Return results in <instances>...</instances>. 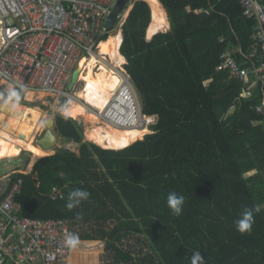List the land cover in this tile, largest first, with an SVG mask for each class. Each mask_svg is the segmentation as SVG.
I'll list each match as a JSON object with an SVG mask.
<instances>
[{"label":"trees","instance_id":"1","mask_svg":"<svg viewBox=\"0 0 264 264\" xmlns=\"http://www.w3.org/2000/svg\"><path fill=\"white\" fill-rule=\"evenodd\" d=\"M158 1L162 14L148 0H134L119 31L143 113L157 117L143 139L104 148L84 140L81 123L59 114L56 132L79 152L48 155L32 149L33 135L26 143L20 133L22 104L12 110L0 98V159L6 151L13 156L16 145L33 154L29 173L13 174L23 181L17 211L69 220V233L80 238L69 264H191L197 250L205 264H264V89L218 69L227 48L246 62L257 21L244 16L239 0ZM158 14L164 27L150 33ZM54 187L62 197L52 198ZM76 188L91 195L69 211L67 195ZM171 192L185 197L180 216L167 205ZM255 205L261 211L252 232L241 234L234 222Z\"/></svg>","mask_w":264,"mask_h":264},{"label":"built area","instance_id":"2","mask_svg":"<svg viewBox=\"0 0 264 264\" xmlns=\"http://www.w3.org/2000/svg\"><path fill=\"white\" fill-rule=\"evenodd\" d=\"M118 1L0 0V93L7 95L9 87L24 94L46 92L56 97L58 103L63 100L59 108L69 98L82 103L77 88L84 84L80 76L86 72V66L80 67L81 61L95 58L94 70L107 64L119 71L132 103L122 102L118 91L104 110H95L101 119L121 128L150 126L140 101L131 91L135 87L125 69L127 62L117 66L100 49L103 38L108 39L120 30L117 26L123 23L134 0H128L124 11L117 15V22L110 26V16ZM239 3L244 16L257 21L252 35L254 47L243 63L237 60L232 48H227L218 69L227 71L231 80L247 81L251 77L264 89V0ZM77 68L79 76L72 85ZM83 104L91 109L86 102ZM258 111H264V94ZM22 183L21 178L14 181L12 173L0 176V208L7 205L0 211V264H69L70 248L65 244L69 220L21 216L15 196ZM62 195L61 189L53 188V199Z\"/></svg>","mask_w":264,"mask_h":264},{"label":"bare ground","instance_id":"3","mask_svg":"<svg viewBox=\"0 0 264 264\" xmlns=\"http://www.w3.org/2000/svg\"><path fill=\"white\" fill-rule=\"evenodd\" d=\"M148 2L154 11H157L160 14L163 13L158 0H148ZM157 17V25L151 28L150 33L162 30L164 27V22L161 20L159 14ZM121 42L122 37L118 30L115 34H111L107 40L102 41L100 46L101 52L106 54L108 58L112 60V62L117 66L127 62L126 58L120 51ZM94 62L95 58H85L81 61L80 67L85 65L86 72L80 76L82 81H84V84L82 89L78 90V95L80 98L84 100L88 106H91V109L81 102L73 101L72 108L75 112V116L73 118L81 120L85 127L88 124V120L91 121V129L88 131L87 128L86 132V137L89 140L94 141L98 145H101L105 148H125L131 145L134 141L143 139L146 134L149 132L151 133L152 131L147 125L142 127L121 128L101 119L95 110H104V108L118 91H121L120 100L127 103L128 105H131V93L125 82V79L117 69L103 64L100 69L94 70ZM26 94L28 100L30 101H42L43 104L48 105L51 108L54 106L48 103L46 100V97L48 96V93L46 92L29 91L26 92ZM37 107L40 108L39 106ZM43 117L44 114L40 117L35 133L40 130ZM145 118L148 119V122L153 120V116H145ZM30 145L35 149H43L41 146L35 145L33 141H31Z\"/></svg>","mask_w":264,"mask_h":264},{"label":"rangeland","instance_id":"4","mask_svg":"<svg viewBox=\"0 0 264 264\" xmlns=\"http://www.w3.org/2000/svg\"><path fill=\"white\" fill-rule=\"evenodd\" d=\"M131 8H132V6H129V8H128V11L126 12V14H125V16L123 17V23L126 21V19H127V17H128V14H129V12H130V10H131ZM167 21H168V19H167ZM122 23V22H121ZM120 23V24H121ZM122 23V24H123ZM119 24V25H120ZM122 24L119 26H117V27H119L118 29H120L119 31H121L122 32ZM168 27H170V24H169V21H168ZM116 31V30H115ZM148 38V37H147ZM102 43V42H101ZM121 44H122V42H121ZM101 46V45H100ZM105 65H107V64H105ZM108 66V65H107ZM250 82H252V84H253V86H255V82H254V80L253 79H251L250 78ZM82 89V84H81V86L79 85V87L77 88V93H78V90H81ZM132 91V93H133V95H134V97H135V99L136 100H139L140 101V103H141V105H142V102H141V98H140V96H139V94H138V92H137V90H135V88L133 89V90H131ZM0 95H1V99H3V98H5L6 97V95L4 94V93H0ZM46 100L48 101V103H50L51 105H54L53 106V108H51V107H49L48 105H45V104H43L42 103V101L41 102H35V101H30V100H28L27 98H26V95L24 96V102L23 103H21L22 105H21V109H23V110H21V112L22 113H24L25 114V121H23V127L21 128L22 129V131H20V133L21 134H25L24 135V140L26 141V143H29V141H30V139H31V136L33 135V143L35 144V145H39L38 144V140L44 135V133H45V131H46V129H47V126H46V121H47V119L48 118H56V116L57 115H59L60 114V111H59V109L60 108H58V102H57V99H56V97H54V96H51V95H48L47 97H46ZM83 102H85L84 100H82V103ZM35 105H37V106H39L42 110H37L36 108H35ZM34 112H36V113H34ZM41 113H43L44 114V117H43V120H42V125H41V128H40V130H38L36 133H35V127H36V125H37V120H38V118H39V114H41ZM42 114V115H43ZM147 116V115H146ZM10 119L12 120L13 119V116H12V114H10ZM148 117V116H147ZM153 118H154V120H152V121H150L149 122V124L151 123V125L150 126H148L150 129H151V127H152V125L153 124H155L156 122H157V117L156 116H153ZM73 119H75V118H73ZM76 121H78L79 123H81L82 125H83V127H84V140H86V141H91V140H89L87 137H86V135H85V129H87L88 128V131L91 129V126H92V124L90 123L91 121H89L88 120V124H87V126L85 127V125H84V123L81 121V120H77V119H75ZM12 122L13 121H11L10 122V124H11V128H12ZM146 125H148V124H146ZM15 129H16V125H15V127L14 128H12L11 129V131H12V133H15ZM152 131V130H151ZM35 133V134H34ZM150 133V132H149ZM148 133V134H149ZM152 133V132H151ZM141 140V139H140ZM92 142H94V141H92ZM101 146V145H100ZM103 147V146H102ZM59 148H67V149H71V150H73V151H75V152H79V148H80V145L79 144H77V143H75L74 141H72V140H68V139H64V138H59V142H58V144L54 147V148H52V149H49V150H44V149H40V148H37V149H39V150H42V151H47V152H50L51 151V154H48V155H52V154H55L56 153V151H57V149H59ZM105 148V147H104ZM33 150H36L35 148H32ZM25 152H30L28 149H27V147L26 146H21V145H16V147H15V152H14V155H13V157L12 156H8V157H11V158H4V159H1L0 160V173L1 174H3L2 172H4L5 174L6 173H9V172H11V171H9L11 168H13V169H16V168H20V170L19 171H17V172H23L24 171V169H23V162H24V153ZM5 155V154H4ZM48 155H46V156H48ZM32 156H33V154H32ZM6 169L8 170L7 172H6Z\"/></svg>","mask_w":264,"mask_h":264},{"label":"clouds","instance_id":"5","mask_svg":"<svg viewBox=\"0 0 264 264\" xmlns=\"http://www.w3.org/2000/svg\"><path fill=\"white\" fill-rule=\"evenodd\" d=\"M22 100V90H18L13 87H9L7 95L3 98V105L9 107L12 110H18ZM73 101L71 98L67 99L64 102V105L59 109L61 116L64 119H70L75 116V112L72 108ZM90 192L82 188H76L70 191L67 195V202L65 207L72 211L78 208L82 202L86 201L90 197ZM185 203V197L183 195H178L176 192H171L167 197V205L171 209V212L174 216H180L183 213V205ZM7 208V205H4L0 208V211H4ZM261 206L255 205L252 208L246 207L240 218L237 219L235 227L238 232L241 234H251L253 225L255 223V214L260 213ZM76 219H82V214L77 213ZM65 244L72 250H75L80 245V238L78 234L67 233L65 236ZM191 264H205V259L201 255L200 251H194L191 256Z\"/></svg>","mask_w":264,"mask_h":264},{"label":"water","instance_id":"6","mask_svg":"<svg viewBox=\"0 0 264 264\" xmlns=\"http://www.w3.org/2000/svg\"><path fill=\"white\" fill-rule=\"evenodd\" d=\"M128 0H119L118 3L116 4L114 10L112 11V14L110 16V20H109V25L113 26L116 22H117V15L121 14L124 9L125 6L127 5ZM129 15V14H128ZM148 40H151V38H147ZM79 71L80 68H77L74 72H73V76H72V85L76 82V80L78 79L79 76ZM63 104V100L60 101L59 106H61ZM46 126L47 129L44 133V135L38 140V144L39 146H41L43 149H52L54 148L58 142H59V135L55 130L56 127V119L54 118H48L46 121ZM32 157V153L31 152H25L24 153V163H23V168H27L30 160Z\"/></svg>","mask_w":264,"mask_h":264},{"label":"crops","instance_id":"7","mask_svg":"<svg viewBox=\"0 0 264 264\" xmlns=\"http://www.w3.org/2000/svg\"><path fill=\"white\" fill-rule=\"evenodd\" d=\"M162 7H163V5H162ZM164 8V7H163ZM164 10H165V13H166V16H167V19H168V21H169V17H168V13H167V11H166V9L164 8ZM169 24H170V21H169ZM171 29V25H170V27H169V30ZM169 30H166V31H169ZM162 32V31H161ZM165 32V31H164ZM149 37V36H148ZM250 78L251 77H249V80H250ZM251 79H253V78H251ZM253 80H255V79H253ZM255 82V86L257 85L256 84V81H254ZM254 86V87H255ZM26 95V98H27V94H24V96ZM0 98H2L1 97V95H0ZM28 99V98H27ZM60 137V136H59ZM61 138V137H60ZM5 154V155H4ZM3 154V157H2V159H4V158H11V157H8L9 156V151H6L5 153ZM13 157V156H12ZM1 160V159H0ZM24 163V162H23ZM34 166V165H33ZM28 167V166H27ZM24 169V168H23ZM33 169V168H32ZM31 169V170H32ZM12 170V171H11ZM20 170V168L18 169V168H16V169H13V168H11L9 171H11V172H9V173H12V174H14V173H16L17 171H19ZM24 170H26V168L24 169ZM30 170V171H31ZM8 170L6 169V172H7ZM3 174H1L0 173V176H4V175H6V174H9V173H4V172H2ZM23 173H29V172H23ZM11 241V240H10ZM14 240H12L11 242H13Z\"/></svg>","mask_w":264,"mask_h":264}]
</instances>
